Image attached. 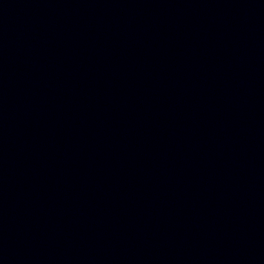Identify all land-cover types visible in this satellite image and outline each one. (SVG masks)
<instances>
[{"label":"water","instance_id":"obj_1","mask_svg":"<svg viewBox=\"0 0 264 264\" xmlns=\"http://www.w3.org/2000/svg\"><path fill=\"white\" fill-rule=\"evenodd\" d=\"M0 264H264V0H0Z\"/></svg>","mask_w":264,"mask_h":264}]
</instances>
